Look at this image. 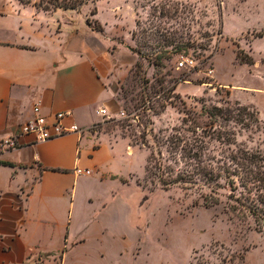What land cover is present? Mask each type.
<instances>
[{
	"label": "rangeland",
	"instance_id": "obj_1",
	"mask_svg": "<svg viewBox=\"0 0 264 264\" xmlns=\"http://www.w3.org/2000/svg\"><path fill=\"white\" fill-rule=\"evenodd\" d=\"M21 1L65 23L96 21L109 51L123 50L107 115L89 131L127 140L138 168L154 153L151 175L139 182L147 200L137 263L264 264V232L230 210L232 196L250 204L256 189L249 185L248 194L238 178L231 186L217 170L234 171L242 155V163L264 167V0H83L76 9L64 0ZM184 58L194 68H181ZM193 132L223 176L216 194L214 183L163 190L158 182V150L176 176L185 164L170 142ZM206 195L220 203L207 207Z\"/></svg>",
	"mask_w": 264,
	"mask_h": 264
},
{
	"label": "crops",
	"instance_id": "obj_2",
	"mask_svg": "<svg viewBox=\"0 0 264 264\" xmlns=\"http://www.w3.org/2000/svg\"><path fill=\"white\" fill-rule=\"evenodd\" d=\"M62 17L0 0V138L36 105L88 130L107 110L123 50ZM21 143L0 156V264H138L146 168L136 147L92 131Z\"/></svg>",
	"mask_w": 264,
	"mask_h": 264
},
{
	"label": "trees",
	"instance_id": "obj_3",
	"mask_svg": "<svg viewBox=\"0 0 264 264\" xmlns=\"http://www.w3.org/2000/svg\"><path fill=\"white\" fill-rule=\"evenodd\" d=\"M56 1L59 3V0ZM79 2H83V0H64L63 3L65 4V9H76L79 5ZM96 14V11L93 12V15ZM87 23L89 27L92 28L94 26H97V30L102 31L101 26H99L96 21L88 19ZM216 110L219 111V108H216ZM238 110L247 112L249 109L243 108ZM251 115L253 116V114ZM189 121V119L184 120V122L186 123ZM193 133L194 136H192L191 138L177 136L170 142V147L172 148L173 153L176 154L180 152V161L184 162L185 164V168L182 171L178 172L176 176L172 174L174 172L173 170H169V168L164 165L163 154L161 150H158L156 168L158 170L161 169V172L163 171L158 180L162 189L170 190V188H173L175 186H181L184 188H187L189 186L195 187L200 186L199 182H205L204 186L210 185V187H212V184H215V187H213L211 191L213 194H216V187L220 188L219 181L223 178L222 174L226 176V182L231 186H235V178H238L241 187L245 191H247L248 194L252 193L249 190L251 189L249 185L255 187L256 194H254V197L253 195H251L252 197H249L250 204L242 201L235 195L232 196L231 199L233 203L230 205V210L233 213H237L238 215H241L245 218H252L259 228V231L264 232V167L257 165H255L256 167H253L251 165L242 163V160L248 161V159L242 155L240 157H235L234 162H236L237 158L241 161L236 162V168L234 171H231L229 168L222 169L221 166H217V170L223 172L222 174H220L221 172L217 173L216 167L212 163V161H215V158L207 157L208 146L205 144V141L203 142L201 139L195 136L197 135V132ZM183 142L184 144H182ZM168 152L172 154L170 150H168ZM154 160L156 159L154 158V153H152L151 157L148 158V165L146 167V172L149 176L151 175V165L149 164ZM172 161H176L175 163L178 164L177 159L175 160V158H173ZM166 172L169 173L167 177L165 176ZM236 189L237 188H235V190ZM203 198L205 202L204 204L207 207L220 203V199L217 197H213L212 195H206ZM144 200H147V196L144 198Z\"/></svg>",
	"mask_w": 264,
	"mask_h": 264
},
{
	"label": "built area",
	"instance_id": "obj_4",
	"mask_svg": "<svg viewBox=\"0 0 264 264\" xmlns=\"http://www.w3.org/2000/svg\"><path fill=\"white\" fill-rule=\"evenodd\" d=\"M181 68H194V61L189 58H184L180 63ZM34 117L20 125L18 131L10 136L0 138V156L8 151L18 149L22 143L21 141L28 136L34 138L36 143L50 141L65 135L77 134L80 139L87 133L88 129L82 128L76 123H69V114L57 113L49 117L42 113L40 105L33 108ZM99 114L102 117L107 115V110H100ZM78 173H83L78 169ZM89 173L88 171H85Z\"/></svg>",
	"mask_w": 264,
	"mask_h": 264
}]
</instances>
